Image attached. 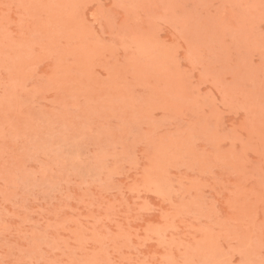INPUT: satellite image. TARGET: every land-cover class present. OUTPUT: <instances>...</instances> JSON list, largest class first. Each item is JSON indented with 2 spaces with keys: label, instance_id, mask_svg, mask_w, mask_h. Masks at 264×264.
Instances as JSON below:
<instances>
[{
  "label": "rangeland",
  "instance_id": "1",
  "mask_svg": "<svg viewBox=\"0 0 264 264\" xmlns=\"http://www.w3.org/2000/svg\"><path fill=\"white\" fill-rule=\"evenodd\" d=\"M0 264H264V0H0Z\"/></svg>",
  "mask_w": 264,
  "mask_h": 264
}]
</instances>
